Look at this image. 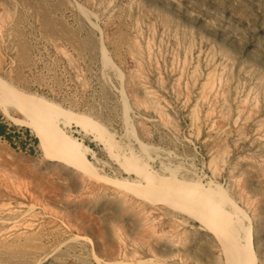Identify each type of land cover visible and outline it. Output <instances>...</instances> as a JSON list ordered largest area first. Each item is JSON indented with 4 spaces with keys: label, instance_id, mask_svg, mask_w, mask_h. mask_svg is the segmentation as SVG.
<instances>
[{
    "label": "rangeland",
    "instance_id": "1",
    "mask_svg": "<svg viewBox=\"0 0 264 264\" xmlns=\"http://www.w3.org/2000/svg\"><path fill=\"white\" fill-rule=\"evenodd\" d=\"M250 259L264 0H0V264Z\"/></svg>",
    "mask_w": 264,
    "mask_h": 264
},
{
    "label": "bare ground",
    "instance_id": "2",
    "mask_svg": "<svg viewBox=\"0 0 264 264\" xmlns=\"http://www.w3.org/2000/svg\"><path fill=\"white\" fill-rule=\"evenodd\" d=\"M39 120H36V123H39V132L42 137V142L45 145L51 146V141L56 139L57 142L62 145V148H60L61 151L59 152L60 154L64 155L65 157L74 156L75 154H77L79 145L76 142L75 138H73L72 136H65L63 134H60L57 130L53 129L50 118H43L42 120ZM161 186L162 185L159 184L157 187L161 189ZM147 188H155V186L151 183H148ZM251 251L252 244L249 238L247 241V252L250 258L252 254ZM249 262V264L254 263L253 259H250Z\"/></svg>",
    "mask_w": 264,
    "mask_h": 264
}]
</instances>
